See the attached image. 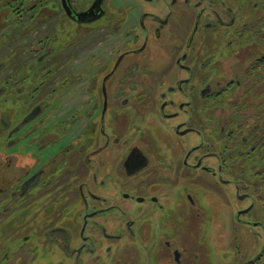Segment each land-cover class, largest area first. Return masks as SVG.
I'll use <instances>...</instances> for the list:
<instances>
[{"label": "flooded vegetation", "instance_id": "obj_1", "mask_svg": "<svg viewBox=\"0 0 264 264\" xmlns=\"http://www.w3.org/2000/svg\"><path fill=\"white\" fill-rule=\"evenodd\" d=\"M221 2L0 0L1 264L209 262L201 182L245 201L258 166L219 116L244 86Z\"/></svg>", "mask_w": 264, "mask_h": 264}, {"label": "rangeland", "instance_id": "obj_2", "mask_svg": "<svg viewBox=\"0 0 264 264\" xmlns=\"http://www.w3.org/2000/svg\"><path fill=\"white\" fill-rule=\"evenodd\" d=\"M129 4H139L142 0H122ZM222 0H216L214 7L220 12L222 11ZM232 2L235 13L237 15V24L235 29L238 28L248 17H251L253 12L244 6L238 12L239 0H229ZM255 1V0H253ZM147 9L154 10L155 7L149 1H144ZM208 4V3H207ZM252 4V3H251ZM154 7V8H153ZM223 37L218 36L209 40L211 46L225 47L223 44ZM226 40V39H225ZM222 44V45H221ZM208 45V46H210ZM227 46V45H226ZM229 47H238L241 61L240 68L234 67V73L240 74L243 77L244 71L248 67V63L252 57L251 51L247 47L236 46L234 43ZM238 59V58H237ZM242 74V75H241ZM250 80V79H249ZM247 81L243 87L235 88L234 92L227 93L223 100H221L219 107V116L225 117L232 110L233 103L237 101L238 94L246 87L250 81ZM204 174V173H202ZM205 181L201 182L202 189H199V198L201 201L202 209L199 220L201 227V238L204 242L203 245L208 248V263L207 264H243L250 258H254L261 250L263 237L262 228L248 226L240 223L237 220L236 210L243 208L249 203L253 202V197L244 200H239L233 197L232 185L226 184H212L208 188L205 186ZM212 186V187H211ZM259 207V206H258ZM245 218L254 219L255 221H262L264 224V209L261 210L254 207L251 216L247 215ZM3 234H0L2 238ZM13 239V238H11ZM4 241H0V258L6 253V247H3ZM1 264V259H0Z\"/></svg>", "mask_w": 264, "mask_h": 264}, {"label": "trees", "instance_id": "obj_3", "mask_svg": "<svg viewBox=\"0 0 264 264\" xmlns=\"http://www.w3.org/2000/svg\"><path fill=\"white\" fill-rule=\"evenodd\" d=\"M238 12L248 6L253 14L235 29L232 42L247 47L252 57L245 70L242 82L250 83L238 94L232 106V119L241 131H233L240 138V145L248 148L249 158H255L256 180L250 182L254 207L264 209V0H239ZM252 3V4H251ZM233 123V126L234 124ZM251 158V159H252ZM251 174V175H252ZM259 206V207H258ZM264 257V253L262 255ZM259 259L260 261H256ZM252 263L264 264V258ZM256 261V262H255Z\"/></svg>", "mask_w": 264, "mask_h": 264}]
</instances>
